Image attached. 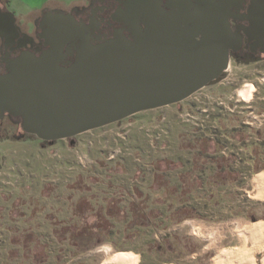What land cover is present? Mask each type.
<instances>
[{
  "label": "rangeland",
  "instance_id": "rangeland-1",
  "mask_svg": "<svg viewBox=\"0 0 264 264\" xmlns=\"http://www.w3.org/2000/svg\"><path fill=\"white\" fill-rule=\"evenodd\" d=\"M6 1L23 26L43 4ZM238 73V85L207 87L73 142L1 129L0 264H104L115 253L137 264H216L241 246L240 227L264 229V196L252 195L255 177L264 181V70ZM167 192L173 208L158 202ZM68 228L89 230L95 246H74Z\"/></svg>",
  "mask_w": 264,
  "mask_h": 264
},
{
  "label": "water",
  "instance_id": "water-1",
  "mask_svg": "<svg viewBox=\"0 0 264 264\" xmlns=\"http://www.w3.org/2000/svg\"><path fill=\"white\" fill-rule=\"evenodd\" d=\"M191 1H171L166 11L158 0H144L120 20L122 27L111 37L97 32L98 23L80 22L78 31L53 29L40 53L25 50L8 60L6 72L0 71V120L9 114L24 133L73 142L84 132L188 98L211 74L204 71L205 60L193 55L224 48L218 34L210 44L180 42L183 24L192 18ZM224 11L229 4L222 2L203 14L219 19ZM6 18L9 26L16 21L13 13H0L3 36ZM198 20L203 30V19ZM225 22L216 33L228 30ZM66 48L73 57L68 66L63 64Z\"/></svg>",
  "mask_w": 264,
  "mask_h": 264
},
{
  "label": "flooded vegetation",
  "instance_id": "flooded-vegetation-1",
  "mask_svg": "<svg viewBox=\"0 0 264 264\" xmlns=\"http://www.w3.org/2000/svg\"><path fill=\"white\" fill-rule=\"evenodd\" d=\"M83 1H79L77 2L78 4L75 3L71 8L65 10L52 8L45 2L42 6L37 7L38 14L26 26H23L18 19H16L13 26H9L10 23H8V18H6L4 22L7 30H5L4 36L0 35V71L6 72L8 60L19 56L25 50L40 53L46 48L44 43L48 33L59 27L78 31V23L80 22L88 25L98 23L97 32L111 37L115 33L116 28L122 27L120 20L128 16L144 0ZM153 1L156 2L157 0ZM158 1L161 2V6L166 11H171L168 5L174 0ZM48 2L50 3V1ZM191 2L193 5L189 14L192 18L187 26L183 24L184 30L180 32L182 34L180 42L210 44L213 42L210 37L218 34L219 41L224 45V48H220L218 53L211 54L209 52L208 55H206L207 53L193 55V57H202L205 60L202 64L204 71L211 74L206 85L195 91L188 98L207 87L227 84L238 85L241 81L238 70L242 66L264 70V0H192ZM222 2L229 4V11H224L225 13L223 12L219 19L211 18V16L209 18L204 15L209 6L221 4ZM7 5L6 0H0V13H7ZM59 13L64 14L65 17L62 19L57 18L56 14ZM198 18L203 19V30L200 29ZM225 21H227L228 30L222 31L220 29L216 33V27L222 28L226 26ZM126 34L130 35L129 32H126ZM8 41L14 43L12 44ZM65 52L66 56L63 64L68 66L73 61V57L68 54L69 49L66 48ZM239 118L240 115L237 120L241 121L242 124H250ZM10 125L20 126L15 118L5 114L0 120V135L1 129ZM242 127L243 125L240 126V133L244 131ZM246 127L252 128L249 125ZM256 131L257 133L260 132L258 129ZM259 135L264 138L262 131Z\"/></svg>",
  "mask_w": 264,
  "mask_h": 264
},
{
  "label": "bare ground",
  "instance_id": "bare-ground-1",
  "mask_svg": "<svg viewBox=\"0 0 264 264\" xmlns=\"http://www.w3.org/2000/svg\"><path fill=\"white\" fill-rule=\"evenodd\" d=\"M249 88L242 91L247 96ZM257 184L252 193L261 198L264 196V181L262 176L255 177ZM255 183V180H254ZM197 232H200L196 229ZM241 246L238 249H224L216 258V264H264V229L260 224H247L240 227ZM111 254V253H109ZM104 264H137L131 253H115L107 256Z\"/></svg>",
  "mask_w": 264,
  "mask_h": 264
},
{
  "label": "trees",
  "instance_id": "trees-1",
  "mask_svg": "<svg viewBox=\"0 0 264 264\" xmlns=\"http://www.w3.org/2000/svg\"><path fill=\"white\" fill-rule=\"evenodd\" d=\"M131 118L132 117H128L126 119L121 120L120 122H125L128 120H131ZM25 134L37 138V136L34 134H30V133H25ZM263 137H264V135H263ZM168 189H170V188H168ZM158 202H161L162 204H171V207L173 208L176 206L177 200H176V197L171 192H167L166 195H161L160 200ZM62 232H63V236L65 238L72 240L74 242L73 243L74 246L86 245L84 247L87 249H90L91 246H95L93 244H89L90 243L89 241L94 239V237L92 235L93 233L89 232V230L87 231L85 228H83V229H79V228L70 229V228H68V229H64V231H62Z\"/></svg>",
  "mask_w": 264,
  "mask_h": 264
},
{
  "label": "crops",
  "instance_id": "crops-1",
  "mask_svg": "<svg viewBox=\"0 0 264 264\" xmlns=\"http://www.w3.org/2000/svg\"><path fill=\"white\" fill-rule=\"evenodd\" d=\"M22 1H23L24 3L27 2V3L29 4V1H30V0H22ZM41 1H43V3H45V2H48V1H51V0H41Z\"/></svg>",
  "mask_w": 264,
  "mask_h": 264
}]
</instances>
